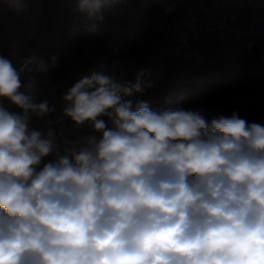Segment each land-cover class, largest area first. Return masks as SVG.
I'll use <instances>...</instances> for the list:
<instances>
[{
  "label": "clouds",
  "instance_id": "9594fccd",
  "mask_svg": "<svg viewBox=\"0 0 264 264\" xmlns=\"http://www.w3.org/2000/svg\"><path fill=\"white\" fill-rule=\"evenodd\" d=\"M121 2L67 0L91 32ZM117 63L62 96L63 118L94 134L61 151L54 128L30 127L54 110L22 79L45 59L0 55V264H264V124L134 103L151 85L122 82Z\"/></svg>",
  "mask_w": 264,
  "mask_h": 264
},
{
  "label": "built area",
  "instance_id": "2783aa9c",
  "mask_svg": "<svg viewBox=\"0 0 264 264\" xmlns=\"http://www.w3.org/2000/svg\"><path fill=\"white\" fill-rule=\"evenodd\" d=\"M139 1L122 0L112 10L105 11L103 17L119 26L124 21L125 13L133 10ZM202 1L159 0L160 12L153 16L152 21L154 31L162 35L163 42L149 46L144 62L158 67L165 61L208 59L220 65L232 55L246 50L264 64V0H216L206 10H202ZM81 25L82 20L73 15L66 35L78 37L85 34L87 31ZM53 57V65L63 69L61 75L45 78L46 83L54 89L77 82L102 61L95 60L88 64L78 53L63 58L58 55ZM106 62L112 65L110 60ZM136 65L115 68L118 79L126 82ZM225 109L210 110L207 118L222 115ZM256 122L264 124V115Z\"/></svg>",
  "mask_w": 264,
  "mask_h": 264
},
{
  "label": "trees",
  "instance_id": "16d2710c",
  "mask_svg": "<svg viewBox=\"0 0 264 264\" xmlns=\"http://www.w3.org/2000/svg\"><path fill=\"white\" fill-rule=\"evenodd\" d=\"M160 12L159 0H142L126 12L125 22L120 31L105 36L110 54L93 56L92 52H81L85 61L92 64L95 59H110L118 62L127 51L139 44L146 47L163 42L162 35L153 28L151 16ZM150 17V19H149ZM136 29V42L132 43V30ZM89 34L77 38L88 42ZM112 49V50H111ZM108 54V55H107ZM234 64L215 65L208 59L201 61H165L158 67L141 62L137 71L126 81H133L137 73L143 72L144 79L150 83L142 93H137L133 102H147L150 108L181 107L186 110H210L226 108L222 115L230 116L234 111L248 122H256L264 115V64L253 54L243 50ZM146 67L145 69L142 67ZM141 67V68H140ZM144 69V70H141Z\"/></svg>",
  "mask_w": 264,
  "mask_h": 264
},
{
  "label": "crops",
  "instance_id": "0c3cea01",
  "mask_svg": "<svg viewBox=\"0 0 264 264\" xmlns=\"http://www.w3.org/2000/svg\"><path fill=\"white\" fill-rule=\"evenodd\" d=\"M215 2L216 0H203L201 2L202 10H206ZM73 15L72 5L67 3V0H32L28 13H17L10 9L8 4L4 3V0H0V55L10 59L19 68L23 59L18 49L23 38L25 39V48L32 50L36 54L47 45L45 49L47 56L43 57L49 67V70L43 73L44 78H46L49 75L53 77L61 75L63 72L62 68H57L53 65L52 56L54 55L63 58L71 53H78L83 57L80 51L92 52V55L96 57L101 54H110L111 51L107 47L105 36L120 31L125 18L121 25L116 26L103 17L102 21L96 22L95 32L86 30L87 32L83 36L89 34L88 42L83 43L77 37L66 35V30ZM29 75L33 76L36 81L35 87L38 90L36 95L37 102L44 101L43 91L37 82V73H26L22 79L27 80ZM74 83H66L58 89L51 88L47 84L63 141L65 138L72 141L94 134L91 133L87 125L76 128L71 120L62 116L64 108L62 96ZM3 103L9 110L19 111V109L10 105L8 101L5 100ZM49 122H51L50 114L43 119L32 116L30 127L46 131L48 127H52V122L50 124ZM51 159L53 157H48L45 162Z\"/></svg>",
  "mask_w": 264,
  "mask_h": 264
},
{
  "label": "water",
  "instance_id": "95a60500",
  "mask_svg": "<svg viewBox=\"0 0 264 264\" xmlns=\"http://www.w3.org/2000/svg\"><path fill=\"white\" fill-rule=\"evenodd\" d=\"M46 48H47V45L44 46V48L36 54L32 50L25 48V39L23 38L21 45H20L18 50H19V53H20L22 59L24 60L25 58L31 56L33 53H35L38 57H46L47 56V52L45 51ZM36 78H37V82H38L39 86L41 87V89L43 91L45 100H47L49 102L50 107H53L51 97H50V90H49V87L46 83V80L44 78L43 73H37ZM50 118H51V122H52V127L55 129V132H56L57 142L60 145L61 151H63V148L65 145H64V141H63V138L61 135V130H60L59 124L57 122V117H56L54 110L50 113Z\"/></svg>",
  "mask_w": 264,
  "mask_h": 264
},
{
  "label": "rangeland",
  "instance_id": "374dc122",
  "mask_svg": "<svg viewBox=\"0 0 264 264\" xmlns=\"http://www.w3.org/2000/svg\"><path fill=\"white\" fill-rule=\"evenodd\" d=\"M152 18H153V16H151V19ZM149 19H150V17H149ZM137 32H136V29H133L132 30V34H131L132 43H135L136 42L135 39H136ZM146 52H147L146 51V47H141V46H139V44L137 46H134V47L130 48L127 51V54L125 56H123L121 59H119L120 60V63L119 64L121 65L120 68L126 67V66H130V65H136L137 64L136 67H135V71H137V68L139 67V64H141V62L144 63L145 57L147 56V53ZM229 60H230V62H229ZM237 60H238V56L237 55L236 56H233L232 55L231 57H229L226 60V62L224 64L227 65V62H229V64H231V63L234 64ZM142 68L145 69L146 67L144 66ZM144 69H141V70H144Z\"/></svg>",
  "mask_w": 264,
  "mask_h": 264
}]
</instances>
